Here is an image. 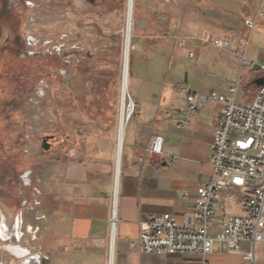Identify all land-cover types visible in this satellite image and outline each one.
<instances>
[{
	"label": "rangeland",
	"instance_id": "obj_1",
	"mask_svg": "<svg viewBox=\"0 0 264 264\" xmlns=\"http://www.w3.org/2000/svg\"><path fill=\"white\" fill-rule=\"evenodd\" d=\"M6 1L0 0V19ZM232 1L241 8L242 0ZM262 2L250 0L241 20L254 19ZM208 5L209 0H134L127 100L134 107L131 120L148 96L149 81H154L143 78L139 86L131 74V63L139 53L146 54V41L153 46L163 40L182 49L179 36L190 46L187 52L177 50L165 68L168 81L160 88L158 106L163 94L174 88L172 82L187 84L194 79L196 66L209 75L203 85L220 76L221 84L230 82L226 79L234 81L227 86L237 84L240 70L220 73L219 50L213 43L226 39L199 38L193 32L206 20V30L213 28L208 24ZM9 6L15 22L0 24V219L8 226L15 217L32 221L49 201L52 171L63 178L73 165L89 170L91 176L109 166L115 171L129 0H9ZM160 26L172 30L163 35ZM239 38L241 45L227 50L249 52L248 59L256 66L264 64V15L252 33L246 29ZM8 39L9 49L3 50ZM191 49L196 55L201 52L190 57ZM106 53L112 59L104 60ZM134 68L144 71L143 62L137 59ZM253 89L244 84L238 102L254 98ZM107 155L113 156L112 165ZM20 231L21 243L32 246L26 224Z\"/></svg>",
	"mask_w": 264,
	"mask_h": 264
},
{
	"label": "crops",
	"instance_id": "obj_2",
	"mask_svg": "<svg viewBox=\"0 0 264 264\" xmlns=\"http://www.w3.org/2000/svg\"><path fill=\"white\" fill-rule=\"evenodd\" d=\"M249 4L250 0H242L240 8L232 0H209L211 15L208 24L214 29L206 30L207 20L193 29L199 38L221 36L230 41L228 48H216L222 76L226 74L223 73L225 70L241 72L236 94L227 86L234 81L226 79L230 82L221 84V76L219 80L216 78L218 81L215 79L214 83L203 85L209 75L204 68L196 66L194 79L187 84L172 82L174 88L163 94L158 106L160 88L168 81L165 68L173 63L177 50L187 52L190 46L176 49L163 40L154 41L153 46L145 42L146 54L139 53L135 59V62L137 59L143 62L144 71H137L134 62L131 74H135L139 86L143 78H153L154 81H149L148 96L143 106L137 108L135 118L130 120L125 131L117 193L118 222L114 232L110 223L115 174L112 166L91 176L89 170L73 165L67 168L64 178L52 171L49 201L35 212L32 221L26 223L19 217V225L26 224V230L31 234V248L21 243L22 231L16 224L18 217L9 220L12 222L9 226L6 219H0L2 263L28 264L26 258L33 257V264H109V252L113 249L112 264H203L204 257L200 254L145 253L139 240V220L144 214L166 212L181 220L185 212L194 209L198 187L212 177L210 143L222 105L208 102L191 112L187 105L188 94L215 90L238 101V94L246 83L254 87L252 92L256 94L258 85L254 83L264 78V72L256 62L251 67L242 66V56L245 54L249 58V52L242 55V52L227 50L230 46L237 48L241 45L239 36L246 29L252 33L256 28H247L245 20L249 18L241 20L242 11H247ZM159 30L164 35L172 28L160 26ZM199 47L194 46L197 50ZM242 76L246 79L242 80ZM253 99H244L241 103L249 104ZM157 135L164 139L163 154L147 150ZM107 158L113 162V156L107 155ZM231 190L235 191L232 195L229 194ZM182 193H188V197L183 198ZM219 209L221 215L243 214L239 189L226 188ZM7 215H11L10 209ZM221 230L218 226L210 229L215 240L212 253L206 257L208 264H264V242L254 245L244 240L239 250L233 251L226 242L218 239ZM247 252H254L255 262L243 258ZM38 253L40 258H35Z\"/></svg>",
	"mask_w": 264,
	"mask_h": 264
},
{
	"label": "built area",
	"instance_id": "obj_3",
	"mask_svg": "<svg viewBox=\"0 0 264 264\" xmlns=\"http://www.w3.org/2000/svg\"><path fill=\"white\" fill-rule=\"evenodd\" d=\"M263 15L264 0L255 18L245 21L246 26L253 30ZM177 41L179 47L186 46L185 38L178 36ZM213 44L228 48L230 42L215 40ZM189 56H195L194 49L190 50ZM241 61L242 66L251 67L255 64L245 54ZM260 70L264 72V64L260 65ZM239 87L240 83H237L228 87V90L236 94ZM208 102L222 105L210 143L212 177L198 187L194 209L185 212L181 220L169 212L140 217L139 240L145 253L200 254L204 257L203 264H208L206 257L212 253L215 240L210 234L213 226L222 229L218 239L226 242L233 251L239 250L244 240L254 245L264 242V84L257 88L249 104L238 102L215 90L192 92L187 96L191 112ZM163 143V137L157 135L147 150L163 154ZM230 187L240 191L244 210L241 215L219 214L222 192ZM181 196L186 198L188 193H182ZM117 204V198L114 197L110 219L112 232L118 222ZM19 223L18 217L17 226H20ZM34 256L40 258L41 255L38 253ZM243 258L255 262L254 252L243 254Z\"/></svg>",
	"mask_w": 264,
	"mask_h": 264
},
{
	"label": "bare ground",
	"instance_id": "obj_4",
	"mask_svg": "<svg viewBox=\"0 0 264 264\" xmlns=\"http://www.w3.org/2000/svg\"><path fill=\"white\" fill-rule=\"evenodd\" d=\"M133 13H134V0H129V10H128V17L130 18V24L132 27V19H133ZM127 37V35H126ZM130 40H131V32H130ZM125 52V81H124V88L123 91L125 93L124 101L122 102L121 107V113H120V119L118 123V140H117V146H116V155H115V174H114V197L115 199L119 197L117 195L118 188L120 185V177H121V157H122V150H123V144H124V136L126 128L132 118L133 113V105L129 104L128 106V80H129V60H130V52H131V41L128 47H126ZM132 98V97H131ZM118 196V197H117ZM13 233V232H12ZM19 238V237H17ZM114 241V240H113ZM26 250V249H25ZM112 253L113 249L110 252V262L109 264H112ZM36 258V257H35ZM28 264H33V257H27L25 260ZM40 261V260H39Z\"/></svg>",
	"mask_w": 264,
	"mask_h": 264
},
{
	"label": "flooded vegetation",
	"instance_id": "obj_5",
	"mask_svg": "<svg viewBox=\"0 0 264 264\" xmlns=\"http://www.w3.org/2000/svg\"><path fill=\"white\" fill-rule=\"evenodd\" d=\"M5 13H4V16L2 17V19H0V24L4 25V24H14L15 22V19H14V16H13V10L12 8L9 6V0L6 1L5 3ZM3 25L1 27H3ZM9 42H10V39H8L7 43H5V46L2 48L3 50H8L9 49ZM1 49V50H2ZM16 55V54H15ZM18 55V54H17ZM259 82L256 81L254 84L257 85V83Z\"/></svg>",
	"mask_w": 264,
	"mask_h": 264
},
{
	"label": "water",
	"instance_id": "obj_6",
	"mask_svg": "<svg viewBox=\"0 0 264 264\" xmlns=\"http://www.w3.org/2000/svg\"><path fill=\"white\" fill-rule=\"evenodd\" d=\"M130 32H131V24H130V18L128 17V31H127V37H126V41H125V50L126 47H128L129 50V45H130ZM124 81H125V52H124V64H123V79H122V97H123V101L125 98V93L123 91L124 88ZM264 84V78L259 79V82L257 83L258 86H261Z\"/></svg>",
	"mask_w": 264,
	"mask_h": 264
},
{
	"label": "trees",
	"instance_id": "obj_7",
	"mask_svg": "<svg viewBox=\"0 0 264 264\" xmlns=\"http://www.w3.org/2000/svg\"><path fill=\"white\" fill-rule=\"evenodd\" d=\"M117 37H119V35ZM114 56L117 58V56L119 55L115 53ZM102 58L107 61V60L112 59V55L111 53L110 54L106 53L102 56ZM132 65H133V62L131 63V68H132Z\"/></svg>",
	"mask_w": 264,
	"mask_h": 264
}]
</instances>
